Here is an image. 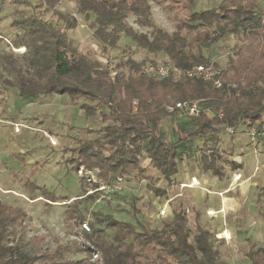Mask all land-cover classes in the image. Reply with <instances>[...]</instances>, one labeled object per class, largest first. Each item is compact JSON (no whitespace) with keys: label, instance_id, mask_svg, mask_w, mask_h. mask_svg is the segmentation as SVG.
<instances>
[{"label":"trees","instance_id":"trees-1","mask_svg":"<svg viewBox=\"0 0 264 264\" xmlns=\"http://www.w3.org/2000/svg\"><path fill=\"white\" fill-rule=\"evenodd\" d=\"M73 1L84 19L92 17L93 37L105 53L116 48L124 36L149 54L161 53L164 62L185 71L213 63L203 49L230 34L244 44L236 43L228 54L221 75L223 85L217 89L197 77L161 78L142 73L146 60L126 58L111 67L109 61L104 63L78 51L68 34L76 27L77 18L55 9L60 0H12L14 12L9 27L15 34L11 46L24 51L21 55L8 52L0 56V86L14 89L26 103L65 95L85 119L100 116L105 124L98 130L88 129L97 131L98 136L77 137L72 145L63 147L69 156L66 162L76 172L80 167L96 171L99 180L105 182L142 169L141 159L146 158L171 181L181 164L180 149L199 137L204 140L201 169L222 179L226 160L218 151L206 154L209 138L219 130L225 133L226 127L234 132L239 127L264 128V12L257 9V3L220 0L213 8L196 11V0H167L176 14H184L174 18L176 29L168 33L152 23L146 0ZM47 12L56 18L45 17ZM128 15L135 16L137 24L150 27V37L124 24L123 18ZM183 31L186 36L181 43ZM201 32L205 34L203 40L198 38ZM185 100H202V108L213 114L203 111L193 117L182 115L186 122L178 125L167 141L161 123L177 115L168 113L165 106ZM260 191L264 193V184ZM172 215V220L163 222L159 229L106 216L112 232L110 240L105 239L97 221L91 222V232L84 234L100 254L95 264H215L210 232L198 227L191 236L183 214L173 210ZM25 216L26 212L17 207L0 204V264H68L48 254L26 255L20 238L8 240ZM246 258L249 264H264V247L251 244Z\"/></svg>","mask_w":264,"mask_h":264},{"label":"rangeland","instance_id":"rangeland-1","mask_svg":"<svg viewBox=\"0 0 264 264\" xmlns=\"http://www.w3.org/2000/svg\"><path fill=\"white\" fill-rule=\"evenodd\" d=\"M146 1L150 6L152 23L172 33L177 22L174 18L184 14H176V9L171 8L167 0H159V4L157 0ZM219 1L196 0L194 10L213 8ZM55 9L77 18L76 27L68 34L80 53L92 54L104 63L109 61L111 67L126 58L146 60L147 63L165 60L161 53L149 54L124 36L116 48L105 53L93 37L92 17L86 20L77 13L73 0H60ZM13 12L12 0H0V56L8 52L21 55L24 51L22 47L15 49L11 46L15 33L9 23ZM50 14L47 12L44 15L54 20L56 16L50 17ZM123 23L137 34L151 35V28L137 24L133 15L123 18ZM231 35L203 49L209 61L223 70L233 46L244 44L238 43ZM181 36L183 43L184 31ZM204 36L201 32L198 38L203 40ZM15 97L14 89L0 86V204L26 212L22 225L8 239L20 238L24 254H48L67 260L68 264H95L100 254L84 234L91 232V222L97 221L96 225L103 229L105 239L110 240L112 232L110 226L107 227L106 216L118 222L159 229L163 222L172 220L173 210L183 214L191 236L198 227L210 232L215 264H249L246 252L250 245L264 247V193L259 186L253 191H242L236 180L233 187L222 192L220 188L209 185L206 179L201 183L191 178L188 185L160 182L156 170L148 165L146 158L141 159V168L146 166L142 170L127 176L116 175L105 182L99 180L96 171L80 167L82 173L79 174L66 162L69 156L63 147L72 145L77 137L98 136L97 131L94 133L88 129L98 130L105 124L100 116L85 119L77 105L66 99L57 105L56 98L50 96L27 102L37 110L36 115L28 117L27 122L19 123L21 106L16 107ZM180 119L179 116L165 118L161 123L162 130L168 135L167 141L171 140L169 135L177 129ZM198 138L192 140V148ZM257 153L262 154V167L258 170L263 171L257 177V184H260L264 181V149H259ZM233 155L222 151L221 156L231 161ZM195 156L197 158L189 165L192 169L198 166L199 154ZM184 161L182 157L180 163L184 164ZM118 176L122 177L120 182L116 179ZM162 184L168 185V188L162 189ZM155 189L156 192L152 191ZM172 264L177 263L173 261Z\"/></svg>","mask_w":264,"mask_h":264},{"label":"crops","instance_id":"crops-1","mask_svg":"<svg viewBox=\"0 0 264 264\" xmlns=\"http://www.w3.org/2000/svg\"><path fill=\"white\" fill-rule=\"evenodd\" d=\"M257 6H258L257 9L260 12H264V2L263 1L260 3H257ZM231 36L233 38V35ZM50 96L56 98L55 104L57 105L59 102L63 103L65 99L70 101L68 97L65 95H49L45 97H50ZM13 101L17 102L18 105L16 104V107L21 106V110L19 111V114H18L19 123L27 122L28 117H30L31 115H36L35 111L37 110H34L31 104H27L22 99H20L17 93H16V97L13 98ZM78 110L80 111L79 108ZM179 117L181 118L179 120L180 121L179 126H183V123L186 122L187 119H185L183 116H179ZM173 126L174 125H172V127ZM166 135L167 133L166 134L164 133L165 140H167ZM214 136L215 137L209 138L208 140L209 144L207 146V149L209 148L210 150H205L206 154L213 152V151H218L221 155H222V151L224 153L234 154L231 161H228L226 159V163H223V172H222L223 178L221 179L222 181H219V178L217 176H213L209 172H204L201 169L200 158L204 150V147L202 146L204 140L202 138L200 139L198 138L195 142H193L194 143L193 148L191 147L192 145V141H191L180 149L181 154H182L181 157H183L184 160L186 161H184L185 162L184 164L182 163L180 166H178V172L175 175L171 176V182H172L171 184L177 185L178 183H180V184L188 185L187 183H189L188 181L191 178H194L195 181H197L198 179L199 182L203 183V181L201 180L206 179L207 182L210 183L209 185L214 186L218 189L220 188V190H223L222 192H224L228 190L230 187H233L235 185V183L233 182L236 180H234L232 176H234L235 174H239L240 178L238 179L236 183L238 186L240 185L242 191H246L247 189H250V191H253L257 189V186H259L260 188L264 184V181L260 184H257L258 182L257 177L258 175L261 174L260 172L263 171V170H258L260 167H262V165L260 164L262 154L260 155L259 153H257V151L261 148L264 149V138L261 136H258L254 141H252L251 138L249 137V129L245 127H239L233 134H228L226 132L224 133V131L219 130L215 133ZM169 137H171V135H169ZM195 154H199V161L198 160L196 161V164L198 166H196L195 169H192V167L190 168L189 165H191V163L195 161V157L197 158ZM217 164H220V162L217 161ZM145 167L146 166L142 167V169ZM156 173H157L156 177L159 178L160 182H166V183L168 182L157 171ZM160 187L166 190L168 188V185L166 186L162 184ZM221 201H223L224 203L225 200H223L222 198ZM168 211H170L171 213L170 209H168Z\"/></svg>","mask_w":264,"mask_h":264},{"label":"built area","instance_id":"built-area-1","mask_svg":"<svg viewBox=\"0 0 264 264\" xmlns=\"http://www.w3.org/2000/svg\"><path fill=\"white\" fill-rule=\"evenodd\" d=\"M254 1L256 3H260L264 0H254ZM142 71L145 74L155 77H161V78L168 76L179 77L181 75L187 77H197L209 82L212 85V87L217 89L221 88L223 85L221 79L223 69L220 66H215L213 63L207 65H196L183 71L173 66L172 64H167L166 62L161 61L156 63H146L142 68ZM201 103L202 100H185V101L176 102L174 105H166L165 109L168 113L176 112L177 116L186 115L193 117V116H197L199 113L203 111L209 116H211L213 114L212 110L208 108H202ZM17 129L18 128H16V130ZM225 132L232 134L234 130L231 127H226ZM258 136L264 138V128H262L260 131H258L256 128L249 129V137L251 138L252 141H254ZM78 171L79 174L82 173V169H79ZM239 178H240L239 174L234 175V180H238ZM116 179L118 182H120L122 177L118 176L116 177ZM84 227L87 228L86 225Z\"/></svg>","mask_w":264,"mask_h":264}]
</instances>
